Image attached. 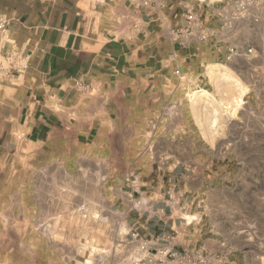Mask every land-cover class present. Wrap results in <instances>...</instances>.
<instances>
[{
	"label": "crops",
	"instance_id": "1",
	"mask_svg": "<svg viewBox=\"0 0 264 264\" xmlns=\"http://www.w3.org/2000/svg\"><path fill=\"white\" fill-rule=\"evenodd\" d=\"M217 1L0 0L7 22L0 86L25 136L38 140L64 120L79 135L111 137L135 116L156 122L164 153L119 196L130 264L190 251L233 264L234 249L218 234L223 217L215 214L224 215L234 184L245 198L249 184L264 180V28L255 30L260 41L251 55L248 48L231 53L215 9L229 0ZM186 9L201 18V29H187ZM142 242L149 244L145 259Z\"/></svg>",
	"mask_w": 264,
	"mask_h": 264
},
{
	"label": "rangeland",
	"instance_id": "2",
	"mask_svg": "<svg viewBox=\"0 0 264 264\" xmlns=\"http://www.w3.org/2000/svg\"><path fill=\"white\" fill-rule=\"evenodd\" d=\"M220 26L235 55L243 48L251 55L264 19ZM8 97L0 86V264H130L119 196L125 183L162 157L156 122L135 116L123 134L111 137L79 135L64 120L34 140L25 136ZM230 191L224 215L215 214L224 220L218 234L233 247V264H264V180L249 184L245 198L241 183ZM184 202L191 206V198Z\"/></svg>",
	"mask_w": 264,
	"mask_h": 264
},
{
	"label": "built area",
	"instance_id": "3",
	"mask_svg": "<svg viewBox=\"0 0 264 264\" xmlns=\"http://www.w3.org/2000/svg\"><path fill=\"white\" fill-rule=\"evenodd\" d=\"M155 1L156 0H133V2L138 5V7H149L153 5ZM196 1L200 2V0ZM220 8L221 10L218 11V17L220 22L223 24L244 19L256 20L257 15L264 12V0H229ZM184 19L187 29H201V18L196 13H194L192 9H186L184 13ZM6 29L7 22L0 18V34ZM207 34L208 33L204 31L201 34L200 39L205 38ZM230 52L234 53V50L231 49ZM246 53L250 54L251 50L248 49ZM174 73L175 75L180 76V72L178 70H175ZM148 247L149 244L147 242H142L139 245V252L142 254L144 259L147 257L146 253L148 252ZM162 255L163 256L159 261V264H223L220 254H207L204 251H190L184 252L182 254L169 252ZM140 260H136L133 264H139Z\"/></svg>",
	"mask_w": 264,
	"mask_h": 264
}]
</instances>
